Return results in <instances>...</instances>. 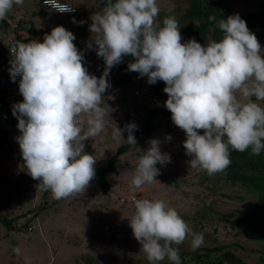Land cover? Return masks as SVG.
Returning a JSON list of instances; mask_svg holds the SVG:
<instances>
[{
    "label": "clouds",
    "instance_id": "1",
    "mask_svg": "<svg viewBox=\"0 0 264 264\" xmlns=\"http://www.w3.org/2000/svg\"><path fill=\"white\" fill-rule=\"evenodd\" d=\"M23 3L0 0V21L7 19L14 4ZM44 4L60 13L75 10L60 0ZM160 11L157 0H107L103 10L91 16L87 47L95 45L97 56L104 60L100 77L88 73L84 56L73 43L74 34L63 26L46 33L42 42H16L9 48L10 77L13 81L20 77L23 97L12 108L20 133L16 140L27 174L54 199L84 192L95 178L97 159L84 151V141L104 130L109 112L101 105L111 86L110 70L127 56L134 58L128 71L146 76L149 84L164 82V106L186 134L183 146L192 168L211 176L230 166V151L250 148L259 155L264 150V107L257 102L264 101V56L245 20L239 14L220 20L210 16L223 33L219 42L182 43L174 16H166L162 26L157 23ZM136 127L117 126L113 136L122 138L126 131V141L136 145ZM160 143L151 139L146 150L139 149L133 187L156 182L157 164L171 162ZM133 204L129 226L152 264L165 258L181 264L172 245L189 235L193 249L202 246L203 234L193 232L163 200L133 197ZM14 251L20 253L19 248Z\"/></svg>",
    "mask_w": 264,
    "mask_h": 264
},
{
    "label": "rangeland",
    "instance_id": "2",
    "mask_svg": "<svg viewBox=\"0 0 264 264\" xmlns=\"http://www.w3.org/2000/svg\"><path fill=\"white\" fill-rule=\"evenodd\" d=\"M60 1L72 5L75 11L57 13L38 0L14 4L7 19L0 21V48L6 46L10 37L18 42H42L46 33L63 26L74 34L73 43L83 54L82 63L88 73L100 77L104 60L97 56L96 46L89 49L87 43L91 39V16L101 12L107 0ZM157 3L161 9L157 23L162 26L166 16H174L180 25L181 42L195 39L202 45L211 40L219 42L214 37L215 21L210 16L264 10V0H157ZM260 45L264 56V42ZM133 59L124 57L110 70L111 86L103 94L101 105L109 112L105 128L84 141V151L97 159L95 170L115 156L112 170L104 174V186L91 181L82 193L54 199L50 191L39 187V182L27 174L16 140L20 134L17 118L0 111V264H152L129 226L135 212L134 204L125 200L129 196L163 200L193 232L203 234V244L196 249L191 246L190 235L181 244L172 245L178 249L181 264L206 262L196 261L194 253L198 256L208 253L211 257L208 260L218 261L217 264H264V238L245 234L239 227V220L252 212L256 195L233 182V173L227 169L210 176L204 170L192 168L191 157L183 146L186 134L173 123L171 112L166 115L153 112L148 120L151 130L137 137L136 145L114 155L119 146L128 143V133L124 131L122 138H115L113 129L117 126L123 129L129 123L140 128L145 116L159 105L147 77L128 71V63ZM14 91L18 97L21 95L19 84ZM257 102L264 107V101ZM198 132L203 134V130ZM151 139L161 142L160 149L170 155L171 162L157 164L160 173L156 182L135 188L131 181L138 151L146 150ZM120 197L124 198L122 202L118 200ZM1 216L10 222H3ZM16 248L20 249L19 254L14 251ZM156 264L173 262L165 258Z\"/></svg>",
    "mask_w": 264,
    "mask_h": 264
},
{
    "label": "trees",
    "instance_id": "3",
    "mask_svg": "<svg viewBox=\"0 0 264 264\" xmlns=\"http://www.w3.org/2000/svg\"><path fill=\"white\" fill-rule=\"evenodd\" d=\"M113 2H115V0H113ZM228 16L230 15L217 13L216 20L227 19ZM239 16L243 20H245L247 27L251 32H253L256 35L259 43L264 42V10L255 13L253 12L251 14H241ZM213 25H214V31H213L214 37L216 40L220 41L223 37V33L218 28L216 21L213 23ZM15 39L17 40V38ZM130 57L131 56H127L126 58H130ZM149 86L152 89L153 93L158 97L159 105L153 107L150 110V112L143 119L142 126L135 130L134 136L136 141H137V137L145 135L151 130V126L148 120L150 119L153 112H158L163 115L170 113V111L164 106V102L167 99V95L163 91L165 87L164 82H162L161 85L155 83V84H149ZM12 115H7V116H12ZM130 145L131 144L127 143L123 146H119L116 149L114 155L123 152ZM114 158L115 156L109 158L104 167L95 170V178L92 181L99 182L103 186L106 185L104 174L105 172L112 170L113 167L112 163L114 161L113 160ZM230 159H231V164L227 168V170L233 173L232 175L233 182L237 183L244 189L256 195V200L252 212L249 215L244 216L239 220V227L241 231L245 234H253L261 238H264V150H262L259 155H254V158L252 156V152L250 148L244 152L230 151ZM1 220L6 224L10 222L9 219L4 218L3 216H1ZM212 251H216V249H213ZM193 257L196 258L195 259L196 261L206 260L204 264L218 263V261L208 260L211 258L208 253H205L203 256H198L194 253ZM227 258L228 257H225L224 259ZM236 262H238V260Z\"/></svg>",
    "mask_w": 264,
    "mask_h": 264
},
{
    "label": "built area",
    "instance_id": "4",
    "mask_svg": "<svg viewBox=\"0 0 264 264\" xmlns=\"http://www.w3.org/2000/svg\"><path fill=\"white\" fill-rule=\"evenodd\" d=\"M38 1L40 2L41 5L48 7L44 4V0H38ZM61 3H66V2H61ZM68 5L72 6L70 4ZM48 8L55 11L50 7ZM73 12H65L63 14H72ZM16 42L17 40L14 37H10L8 38L6 46L0 48V111L3 112L4 115H12L13 105L23 100L22 95L18 97V95L12 92V88L19 84L20 77L18 76L16 80L13 81L10 77V72H9L10 60L12 59L9 48ZM133 197L134 196H129L125 198V200L129 203H133ZM123 199L124 198L120 197L118 200L122 202Z\"/></svg>",
    "mask_w": 264,
    "mask_h": 264
},
{
    "label": "crops",
    "instance_id": "5",
    "mask_svg": "<svg viewBox=\"0 0 264 264\" xmlns=\"http://www.w3.org/2000/svg\"><path fill=\"white\" fill-rule=\"evenodd\" d=\"M6 27H9V25L6 23ZM4 47V46H3ZM16 86H14L13 88H12V92H16V91H14V88H15Z\"/></svg>",
    "mask_w": 264,
    "mask_h": 264
}]
</instances>
